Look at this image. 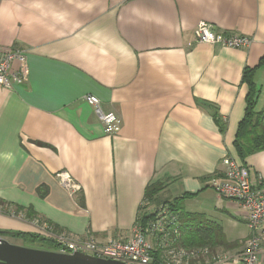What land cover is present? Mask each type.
Wrapping results in <instances>:
<instances>
[{"label":"crops","instance_id":"1","mask_svg":"<svg viewBox=\"0 0 264 264\" xmlns=\"http://www.w3.org/2000/svg\"><path fill=\"white\" fill-rule=\"evenodd\" d=\"M200 23L250 44L197 43ZM10 48L25 52L28 75L0 87V231L47 239L46 225L102 246L128 240L139 217L186 195V213L218 223L237 244L187 262L238 264L249 236L243 211L210 182L222 179L220 161L229 156L264 187V151L241 158L234 145L245 69L253 71L264 131V0H0V51ZM17 69L13 62L10 71ZM86 95L119 117L114 135L103 132ZM60 171L79 192L59 185ZM155 182L162 189L143 203ZM1 238L16 246L34 240ZM153 240L152 257L166 262ZM256 264H264V237Z\"/></svg>","mask_w":264,"mask_h":264},{"label":"built area","instance_id":"2","mask_svg":"<svg viewBox=\"0 0 264 264\" xmlns=\"http://www.w3.org/2000/svg\"><path fill=\"white\" fill-rule=\"evenodd\" d=\"M194 37L197 43L230 49H244L250 44L248 37L216 32L207 23L198 25ZM13 62L18 64V69L12 73L10 69ZM27 75L26 56L23 50L10 48L0 51V87L10 89L24 80ZM83 100L94 107L103 132L107 135H114L120 126L119 117L112 112L103 113L99 101L93 96L86 95ZM220 163L224 169L223 177L221 180L213 179L210 182L211 188L219 197L238 204L243 211L245 224L249 231L243 250L234 260L238 264H256L261 240L264 237V187L253 183L247 169L231 157H223ZM55 178L70 195L80 191V185L66 171L56 173ZM40 232L47 239L54 241L60 253L81 252L122 264H155L152 247L147 237L155 239L156 245L165 249V257L168 260L162 264H188L187 261L194 257L191 252L176 250L173 247V242L179 233V225L175 215L163 207L157 210L155 217L147 225H136L128 240H114L102 246L95 244L92 240L75 241L66 234H54L46 225L42 226ZM170 261L172 263H169Z\"/></svg>","mask_w":264,"mask_h":264},{"label":"trees","instance_id":"3","mask_svg":"<svg viewBox=\"0 0 264 264\" xmlns=\"http://www.w3.org/2000/svg\"><path fill=\"white\" fill-rule=\"evenodd\" d=\"M260 64H264V57L261 59ZM252 72L253 71L250 69H245L243 72V81L248 85V93L245 100L246 107L244 117L239 124L234 141L236 151L241 158L252 152L264 151V131L261 125L263 111L257 112L255 110L256 96L254 94L253 83L251 82ZM217 125L221 130L223 129L222 123H218ZM161 189L162 185L158 182L149 184L144 191L143 203L146 204V202L152 199ZM186 198V195H184L162 206L169 211V213L175 215L179 225V233L173 242V247L176 250L193 253V259H189L190 261L192 260L193 263L202 260L203 257L200 256L201 254L209 258L216 255V249L225 251L233 249L237 244L225 240L222 228L218 223L205 219L203 215L186 213L184 211L183 202ZM156 212L157 210L149 216L143 215L139 217V225H147L155 217ZM7 235L13 237L29 236L33 238L34 241L48 242L47 239L38 235L0 231V237ZM51 243L55 244L53 241ZM55 246L57 248L56 244Z\"/></svg>","mask_w":264,"mask_h":264},{"label":"water","instance_id":"4","mask_svg":"<svg viewBox=\"0 0 264 264\" xmlns=\"http://www.w3.org/2000/svg\"><path fill=\"white\" fill-rule=\"evenodd\" d=\"M0 264H122L81 252L65 254L10 244L0 237Z\"/></svg>","mask_w":264,"mask_h":264},{"label":"rangeland","instance_id":"5","mask_svg":"<svg viewBox=\"0 0 264 264\" xmlns=\"http://www.w3.org/2000/svg\"><path fill=\"white\" fill-rule=\"evenodd\" d=\"M140 225H142V224H140ZM19 244H22L21 247H26V248H31V249H39V250H44V251H51L52 249L53 250L56 249V246L54 244L49 243V242H42V241L37 242V241L33 240V241H25L24 243L20 241ZM220 252H221V250L216 249V255L217 256L219 255ZM166 262L155 261V264H162V263H166ZM169 263H172V261H170Z\"/></svg>","mask_w":264,"mask_h":264}]
</instances>
